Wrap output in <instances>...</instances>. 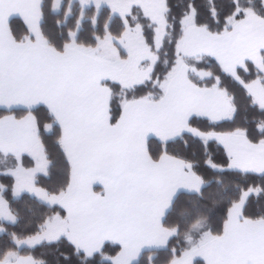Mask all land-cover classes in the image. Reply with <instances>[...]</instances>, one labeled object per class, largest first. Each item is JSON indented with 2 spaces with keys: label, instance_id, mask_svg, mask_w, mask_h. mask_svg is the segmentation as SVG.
Returning a JSON list of instances; mask_svg holds the SVG:
<instances>
[{
  "label": "snow or ice",
  "instance_id": "1",
  "mask_svg": "<svg viewBox=\"0 0 264 264\" xmlns=\"http://www.w3.org/2000/svg\"><path fill=\"white\" fill-rule=\"evenodd\" d=\"M209 173L238 195L166 264H264V0H0V264H139Z\"/></svg>",
  "mask_w": 264,
  "mask_h": 264
},
{
  "label": "trees",
  "instance_id": "2",
  "mask_svg": "<svg viewBox=\"0 0 264 264\" xmlns=\"http://www.w3.org/2000/svg\"><path fill=\"white\" fill-rule=\"evenodd\" d=\"M53 19V17H49ZM243 109V106H242ZM239 123V121H238ZM46 145L49 146V155L52 165L49 169L51 178L45 180L40 178V182L45 187L56 190L61 187L67 179V166L64 164L62 154L56 142L60 136V130L52 127L42 133ZM24 166L31 167L27 160ZM59 173V176H57ZM243 178L225 174H211L205 177V185L201 196L185 194L181 196V201H187L191 207L177 202L172 205L171 212L164 219V226L174 230L172 239L168 241L167 249L145 250L140 256L139 264H149L148 257L153 258L152 264H166L170 259L171 249L176 248L177 252L197 246L202 236L208 229L216 230V224L222 219L217 214V209L225 202L238 195L236 183ZM13 210L18 213L22 228H27L40 218L41 207L28 195H21L13 205ZM198 264H204L199 261Z\"/></svg>",
  "mask_w": 264,
  "mask_h": 264
},
{
  "label": "crops",
  "instance_id": "3",
  "mask_svg": "<svg viewBox=\"0 0 264 264\" xmlns=\"http://www.w3.org/2000/svg\"><path fill=\"white\" fill-rule=\"evenodd\" d=\"M50 130V129H49ZM26 167V166H25ZM165 219V218H164ZM164 228L166 229V230H168V231H172L171 229H168L167 227H165L164 226ZM174 234V232L172 233V235ZM203 237V236H202ZM199 247V244L197 245V246H195V247H193V248H198ZM153 249H158V248H149V249H147V250H153ZM143 253V252H142ZM141 256V255H140ZM204 263V262H203Z\"/></svg>",
  "mask_w": 264,
  "mask_h": 264
}]
</instances>
